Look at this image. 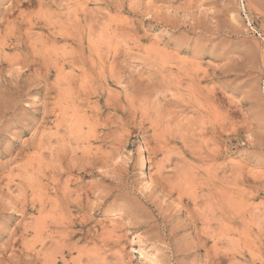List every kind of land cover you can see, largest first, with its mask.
I'll return each mask as SVG.
<instances>
[{
  "label": "rangeland",
  "instance_id": "374dc122",
  "mask_svg": "<svg viewBox=\"0 0 264 264\" xmlns=\"http://www.w3.org/2000/svg\"><path fill=\"white\" fill-rule=\"evenodd\" d=\"M0 264H264V0H0Z\"/></svg>",
  "mask_w": 264,
  "mask_h": 264
},
{
  "label": "bare ground",
  "instance_id": "6f19581e",
  "mask_svg": "<svg viewBox=\"0 0 264 264\" xmlns=\"http://www.w3.org/2000/svg\"><path fill=\"white\" fill-rule=\"evenodd\" d=\"M180 66V65H179ZM192 78V77H191ZM193 80V79H192ZM192 83V82H191ZM200 86V85H199ZM203 87V86H202ZM196 94V93H195ZM180 99V98H179ZM178 100V99H177ZM180 101V100H179ZM199 102V101H198ZM213 107V106H212ZM179 114V113H178ZM208 120V119H207ZM214 121V120H213Z\"/></svg>",
  "mask_w": 264,
  "mask_h": 264
}]
</instances>
